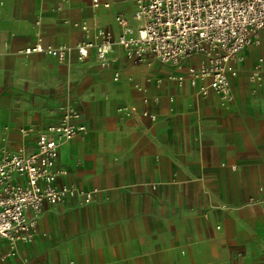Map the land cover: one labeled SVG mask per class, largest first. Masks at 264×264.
<instances>
[{
    "label": "crops",
    "instance_id": "obj_1",
    "mask_svg": "<svg viewBox=\"0 0 264 264\" xmlns=\"http://www.w3.org/2000/svg\"><path fill=\"white\" fill-rule=\"evenodd\" d=\"M134 11L132 0H0V155L35 152L69 113L85 128L54 163L57 184L80 193L43 206L31 243L0 241V264H264V79L249 81L246 62L231 67L222 106L190 86L197 57L131 66L117 47L104 69L93 51L24 53L98 31L134 37Z\"/></svg>",
    "mask_w": 264,
    "mask_h": 264
},
{
    "label": "built area",
    "instance_id": "obj_2",
    "mask_svg": "<svg viewBox=\"0 0 264 264\" xmlns=\"http://www.w3.org/2000/svg\"><path fill=\"white\" fill-rule=\"evenodd\" d=\"M132 1L133 20L137 23L134 37H114L110 32L98 31L99 41L87 38L72 48L37 43L24 53L46 54L64 61L71 50L78 60L93 51L104 69L111 66L117 47L131 66L155 62L179 67L197 57L199 64L188 75L190 86H198L201 96L214 93L225 106L230 100L228 80L236 76L231 67L241 62L242 53L249 48L263 47L264 51V0ZM116 22L126 26L121 17ZM259 78L256 66L253 80ZM72 116L69 113L62 122L42 131L35 152L0 155V241L9 246L32 242L36 219L45 204H63L80 193L73 186L57 184L62 173L54 166L59 144L85 132L84 127L70 123ZM82 194L90 201L91 193Z\"/></svg>",
    "mask_w": 264,
    "mask_h": 264
},
{
    "label": "rangeland",
    "instance_id": "obj_3",
    "mask_svg": "<svg viewBox=\"0 0 264 264\" xmlns=\"http://www.w3.org/2000/svg\"><path fill=\"white\" fill-rule=\"evenodd\" d=\"M248 52H250L252 55V60L250 62L245 58V56L248 54ZM245 62H246V65H248L247 68H248V70L250 72V76H251V78H249V81L251 79H253V72L255 71L256 66H259V70H260V74H261L260 78H259V80L254 79L252 81H254V83L258 82V81L262 82L264 79V63H263L264 62V51H263V47H258L257 50H255L253 48L249 49L247 52H245L243 54V56H241V63L240 62L237 63V66H239V65L242 66V63H245ZM181 79L187 80V78H185V77H181Z\"/></svg>",
    "mask_w": 264,
    "mask_h": 264
}]
</instances>
